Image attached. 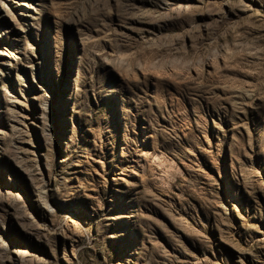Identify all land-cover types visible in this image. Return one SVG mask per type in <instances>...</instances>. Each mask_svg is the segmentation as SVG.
I'll return each instance as SVG.
<instances>
[{
	"label": "rangeland",
	"instance_id": "1",
	"mask_svg": "<svg viewBox=\"0 0 264 264\" xmlns=\"http://www.w3.org/2000/svg\"><path fill=\"white\" fill-rule=\"evenodd\" d=\"M0 264H264V0H0Z\"/></svg>",
	"mask_w": 264,
	"mask_h": 264
}]
</instances>
